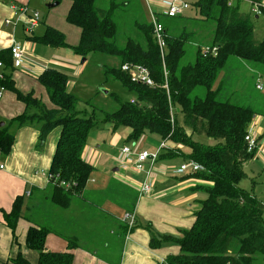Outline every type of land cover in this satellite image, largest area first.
Masks as SVG:
<instances>
[{
    "label": "trees",
    "instance_id": "obj_1",
    "mask_svg": "<svg viewBox=\"0 0 264 264\" xmlns=\"http://www.w3.org/2000/svg\"><path fill=\"white\" fill-rule=\"evenodd\" d=\"M69 1L66 22L80 30L78 44L71 47L72 51L83 58L93 53L117 58V67H103L104 77L118 81L133 94L132 99L120 102L115 112L106 114L102 111L103 122L110 124L114 131L120 127L129 128L128 141H137L149 133L172 144L173 147L166 149L167 153L159 159L181 154L178 146L188 148L190 152L183 158L202 168L192 177L210 184L198 188L205 198L194 213L192 226L180 231L178 237L154 234L149 247L158 249L169 242L178 246V255L168 256L162 264H255L258 260L264 264V207L251 192L238 186L246 177L244 163L251 160L255 152L247 153L244 142L247 127L255 115L264 117V114L250 106L220 100L222 80L214 88L230 58L264 67V34L257 41L249 15L240 13L238 2L228 5L229 0H196L190 4L194 16L165 18L157 15L165 28L167 95L162 88L161 59L149 23L136 21L138 40L127 37L125 44L120 45L112 9L97 7L95 0ZM262 13L264 15V9ZM187 24L212 25V29L209 45L199 46L194 61L184 65L180 60L186 53V45L196 34L187 31ZM29 39L52 48L69 47L63 34L49 27L41 37ZM202 48L209 51L203 52ZM0 60L5 67L12 68L9 50L0 53ZM125 64L147 68L156 86L149 88L130 82L128 72L122 69ZM37 81L44 87L53 108H47L32 93L18 91L11 75L7 74L0 80V88L13 92L25 107L21 115L13 118L7 126L0 127V152L8 154L13 144L14 137L8 128L10 124L18 127L40 125L39 144L59 128L48 171L56 181L51 180L49 186L52 200L66 207L84 191L93 173L92 165L84 161L82 155L97 122L94 114L86 117L77 110L78 99L67 92L68 78L65 74L47 69ZM197 88L203 89V96L196 94ZM168 96L173 108V125L170 123ZM194 134H203L220 142L207 146L194 141ZM61 181L70 187H61L58 184ZM21 208L22 200L17 198L11 211L3 214L13 240ZM145 228L151 230L147 225ZM50 233L46 227L31 226L27 231L25 243L37 253V264H72L70 252L45 250V239ZM67 243L71 250L76 242L68 238ZM11 262L29 264L20 253Z\"/></svg>",
    "mask_w": 264,
    "mask_h": 264
},
{
    "label": "crops",
    "instance_id": "obj_2",
    "mask_svg": "<svg viewBox=\"0 0 264 264\" xmlns=\"http://www.w3.org/2000/svg\"><path fill=\"white\" fill-rule=\"evenodd\" d=\"M33 1L0 0V53L7 52L12 40L15 39L23 45L26 59L24 69L5 67L3 70L5 75H11L18 91L23 94L32 93L33 97L47 108H53L44 87L39 84L37 78L47 69L60 71L68 78L67 92L73 94L74 85L66 71L75 68L76 61L72 57L64 60L63 55L64 49H71L78 44L80 30L66 22L70 1L61 0L55 6L59 7L58 10L46 13L44 18H41L36 27L44 25L41 33L32 32L30 36L26 35L21 23L17 22L11 5L27 6L31 10H36L31 6ZM155 1L159 4L163 0ZM236 2L239 6L241 0H234L233 5H236ZM51 3H54V0ZM258 3L264 6V0H259ZM186 12L184 16H190ZM258 17L255 16V19L258 20ZM5 20H10L15 27L6 26ZM47 27L62 33L69 47L52 48L29 39V37H41ZM70 38L73 44L67 42ZM28 51L33 52L35 58L30 60ZM73 54L76 55L74 52ZM27 75L35 77L38 91L33 88L36 83L30 81ZM23 111H25L24 104L16 99L15 94L4 90L0 96V123L7 126ZM33 112L34 110H31V113ZM253 122H256L255 127L252 125ZM8 128L14 138L9 153L0 152L3 155L0 157V166H3L0 169V264H13L11 259L19 253L29 264H37V253L30 250L25 243L27 231L31 226L49 228L51 233L45 239V250L54 253L70 252L73 256L72 264H162L168 256L178 255L179 248L173 242L165 243L158 249H151L149 242L154 234L178 237L180 231L189 229L194 222V213L200 207V201L205 198L202 190L198 188L210 186L209 183L193 178V173L189 170L182 173L178 171L180 165L188 163L183 158L190 152L188 148L178 146L181 154L158 159L151 173V194L139 196V189L144 179L143 173L136 172L132 168L121 170L117 164L112 169L113 174L110 177L100 178L97 171V174L93 175L95 166L84 158L87 147L83 151L82 158L92 165L93 173L85 189L92 193L104 190L102 194L106 197L96 203L99 213H90L88 216L79 206L83 204L82 200L84 201L80 196L82 193L75 196L66 207L56 204L50 196L51 186L46 173L51 165L60 129L52 131L45 142L39 144L40 125L18 127L16 124H10ZM248 128L252 129L258 144L253 157L261 156L264 153V117L255 115ZM161 142L163 141L159 140L156 149ZM171 147L172 144L165 142V147L160 151L159 156L166 154V149ZM137 150L145 149L140 147ZM174 158H180V162L178 164L170 162ZM93 184L99 186L94 187ZM115 190L119 191L115 192ZM251 193L259 200L255 190ZM17 198L22 200V208L13 240V234L5 224L3 214L11 211ZM78 200L80 203H77ZM259 201L264 207V192ZM99 202L102 207L98 206ZM118 210L122 211V214L126 212L135 214L137 222L134 229L126 230V224L121 221L122 215L116 214ZM90 217L94 219L95 226ZM146 225L152 231L146 229ZM68 238L76 242L71 250L68 249Z\"/></svg>",
    "mask_w": 264,
    "mask_h": 264
},
{
    "label": "rangeland",
    "instance_id": "obj_3",
    "mask_svg": "<svg viewBox=\"0 0 264 264\" xmlns=\"http://www.w3.org/2000/svg\"><path fill=\"white\" fill-rule=\"evenodd\" d=\"M185 1L192 4L196 0ZM51 2L52 0H34L31 2V6H34L39 13L40 20L44 18L46 13H52L54 10H58L59 7L52 9L47 8V5ZM95 4L101 9H112L114 12L113 16L118 27L120 45L125 44L127 37L136 41L138 40L136 25H134L136 21H140L146 25L149 23L147 7L143 0H95ZM239 4L240 13L249 15L251 19L254 26V38L260 41L264 34V15L259 16L258 20H256L255 15L251 12V4L248 1L241 0ZM150 6L154 11H160L162 9L160 3H156L155 0H150ZM186 14L194 16L195 12L189 9ZM211 26L212 25H186L188 32L194 31L196 34L191 42L186 45V53L180 60L181 64L185 65L192 63L196 57L197 48L199 46L204 47L205 45H209ZM74 28L77 29L76 27ZM42 29H44L43 24L36 29L34 28L32 32H35V34L41 33ZM70 40L72 39L70 38L66 41L69 42V44H73ZM27 54L30 55V58L28 57L30 60L35 58L33 52L28 51ZM63 56L65 58L64 60H69L70 57H72V59L76 61L75 68H71L66 72L70 76L72 85H74L73 94L78 99L77 110L86 117L94 114L95 121L97 122L96 127L89 135L88 144L84 149L86 150L88 147L86 150L87 154L84 157L85 160L95 166L96 170L93 175L98 172L100 178L112 176V169L117 166L118 151L126 144L136 150L140 147L148 151L155 150L159 142L158 137L155 135L145 133L137 141H128L127 139L130 133L129 128L120 127L114 131L110 124L103 122L102 111L106 114L115 112L120 102H125L133 97V94L124 88L118 81L104 77L103 67H117L119 60L115 57L97 53L89 54L86 58H83L74 55L71 49H64ZM21 69H24V67ZM27 77L31 79L30 81L36 83V85H33V88L38 91L35 77L28 75ZM221 80L222 88L220 100H230L233 103L250 106L258 113L264 114L263 66L243 62L236 58H230L225 69L214 84V88L218 87ZM257 85L261 86V90L256 89ZM197 93L203 96L204 91L202 88H197L196 94ZM176 111L178 112V110ZM178 118L179 120L181 119L180 113L178 114ZM256 122H253L254 124L252 123L254 127L256 126ZM192 139L207 146H214L220 142L203 134H194ZM132 144H134V146H132ZM2 156L3 155L0 154V157ZM179 160L180 158H174L170 160V162H176L178 164L180 162ZM155 167L156 166H154L153 170ZM244 171L246 177L239 182L238 186L248 192L255 190L260 200L264 192V153H262L261 156L255 155L251 160L245 162ZM93 186L96 187L99 185L93 184ZM104 189L106 190V188ZM103 191L104 190L92 193L88 191V189H85L80 195L84 201L82 200L83 204L79 206L83 208L82 211L87 213L88 216L90 213H99V210L96 209V203L106 198L104 197L105 194H102ZM117 191L119 190H115V192ZM77 203H80V201L78 200ZM88 203H91V205ZM98 206H101V202L98 203ZM116 214L123 216L120 210H118ZM91 222L93 226H95L93 218H91ZM98 226L99 225H97V227ZM90 228H92V226ZM259 259L261 260L260 256ZM255 264L261 263L258 260Z\"/></svg>",
    "mask_w": 264,
    "mask_h": 264
},
{
    "label": "built area",
    "instance_id": "obj_4",
    "mask_svg": "<svg viewBox=\"0 0 264 264\" xmlns=\"http://www.w3.org/2000/svg\"><path fill=\"white\" fill-rule=\"evenodd\" d=\"M146 4L148 17H149V24L151 25L152 35L154 41L157 45L159 56L161 59L162 71H163V78L164 84L162 86L165 89L167 95H169V89L167 84V71L165 68L164 58L166 55V36H165V28L163 24L158 21L157 15H161L165 18H176L181 17L184 15L186 11L190 9V4L185 0H163L160 1L161 11L156 12L150 6V0H143ZM234 0H229L228 5H232ZM248 1V0H242ZM250 2V1H248ZM251 4V12L255 16L263 15L262 10L264 6L258 2H250ZM11 8L16 16L17 22L21 23L22 29L26 35H31L34 28L39 25L40 16L39 13L35 10L29 9L27 6H15L11 5ZM5 25H15L10 20H5ZM203 52H208L209 49L202 48ZM9 52L11 55L12 61V68L13 69H21L25 66V56H24V47L23 45L16 41L15 39L12 40L11 45L9 47ZM215 52V49L212 50ZM5 64L0 60V80H3L5 77ZM122 69L129 74L130 82L142 85L145 87L153 88L155 87V83L150 75V72L147 68L138 65H128L125 64ZM256 89L261 90V86L257 85ZM4 91L3 88H0V96ZM133 103V100L130 101ZM168 106H169V117L170 123L173 125V108L171 105V101L168 96ZM244 142L246 143L247 153H251L257 149V140L254 137L253 131L251 128L246 130V134L244 136ZM134 146V144H132ZM165 147V141L161 142L158 148L155 151H148V150H136L133 149L130 145L123 146L118 151L117 157V164L118 168L121 170H128L130 168L134 169L136 172L143 173L144 179L141 183V187L139 189V196L148 195L152 189V181H151V173L159 159L160 151ZM3 166H0L2 169ZM190 171L192 173L202 171V168L195 162L185 163L179 166V172ZM47 179L50 182L51 180L56 181V178H52V176L46 173ZM61 187L69 188V184L66 182H59ZM121 221L126 224L127 230L133 228L136 222V216L132 212H126L121 217Z\"/></svg>",
    "mask_w": 264,
    "mask_h": 264
},
{
    "label": "water",
    "instance_id": "obj_5",
    "mask_svg": "<svg viewBox=\"0 0 264 264\" xmlns=\"http://www.w3.org/2000/svg\"><path fill=\"white\" fill-rule=\"evenodd\" d=\"M59 3L58 2H54V3H50V4H48L47 5V8H54L55 6H57ZM83 61H84V59H83ZM3 126V123H0V127H2Z\"/></svg>",
    "mask_w": 264,
    "mask_h": 264
}]
</instances>
